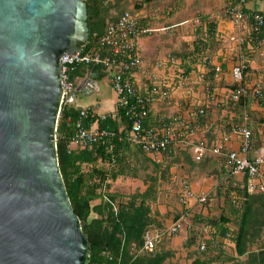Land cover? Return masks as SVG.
Listing matches in <instances>:
<instances>
[{
  "label": "trees",
  "instance_id": "1",
  "mask_svg": "<svg viewBox=\"0 0 264 264\" xmlns=\"http://www.w3.org/2000/svg\"><path fill=\"white\" fill-rule=\"evenodd\" d=\"M85 1L88 7L90 39L88 43L80 44L83 53L101 51L106 54V50L100 46V39L106 33L107 28L126 12L138 17L141 24L148 25L149 23V18L144 16L141 10L145 4L150 3L152 0H144L132 9L128 7L127 0ZM248 1L245 0V11H250L246 7ZM226 2L227 4H236L238 0ZM114 11L117 12L116 15H114ZM205 33V37L202 38L199 36L200 33L197 32L196 39L190 44L191 52L188 54L182 53L179 57L190 60L193 66L197 63L204 65L207 70L204 75L205 92L208 101L213 102L212 98L216 99L214 92L218 89L217 79L222 67L218 68L212 65L213 60L208 59L206 55L215 46H218L220 50L219 44L221 41L218 22H209ZM253 37L255 43L264 41V34L254 35ZM250 44L253 45V42ZM254 58V54L249 50L247 78H249L252 71L251 63ZM174 59H176L174 56L169 57L166 64L171 63ZM84 67L103 69L85 65L78 67L72 77L76 88L78 86L76 81L78 70ZM190 67H187L188 73L192 70ZM147 72H151L148 67ZM145 78L142 84L145 89H150L155 81L150 77ZM240 85L244 86L246 84L245 82L238 84L235 81L229 87V94L238 89ZM251 93L239 102H232L229 98L226 101L230 105L239 106L240 109L242 121H239L235 129L246 125L253 133L249 157L254 159L257 156L255 151L261 152L264 146H261V142L258 141V136L254 134V128L251 127L250 123V117L254 113L248 108V98L252 97L256 101ZM160 102L165 103V101ZM151 111L144 127L146 129L159 128V124L158 126L151 124ZM246 116L249 117V120L245 123ZM169 118L172 117H164V119ZM79 121L80 110L73 104L63 105L58 123L57 144L59 164L67 192L74 211L81 220L83 232L88 238L89 264H172V260H175L176 251L166 249V244L164 248L158 249V246L165 242L164 237L166 236L157 242L152 252L141 253L144 246V236L148 231L160 232L168 228L167 220L177 221L186 213L189 214V222L192 226L209 227L211 229L217 245L212 241H207L204 234L193 233L191 235L189 233L185 244L187 255L184 264H264V193H250L248 191V175H244L243 183L237 187L234 186L233 181L226 179L230 169L228 162L225 160L214 173H209V177L218 181L216 192L207 195L205 204L195 203L201 207H206L208 212L200 211L198 215H195L189 205L181 202L184 183L189 185L191 183L184 176H176L173 169H177V171L189 170V168L194 171L200 170L208 154L200 160L195 157L193 159L190 154L191 148L188 145L181 144L178 147L175 145L164 155L163 163L157 164L152 157L143 153L139 147L125 139L131 130L132 122L126 117L122 108L118 110L117 119H113L111 115L103 119L90 115L84 120V124L88 129H92L93 126L97 125L98 129L109 130L117 134L116 139L105 145L99 144L90 149H71V140ZM243 123L245 124L243 125ZM197 131H200L199 127ZM119 137H122L123 140L119 141ZM208 145L212 146L214 144L210 143ZM132 146L137 147L139 157L148 160L149 164L154 166V174L149 177L153 184L148 186L144 192L124 195L114 191L115 181L125 177L124 165L133 163L131 165L135 168H150L149 164L144 166L142 162H135L133 156H130L131 161L129 160L130 157L127 152L131 150ZM162 184L164 185L163 194L165 196L172 195L182 206L181 210L174 209L169 211L168 214L160 213L159 205L162 202L159 200L158 195ZM223 193L225 194L224 201H222L224 202V209L221 210L219 217H212V214H215L216 211L210 209L211 198L220 199ZM226 207L228 210H226ZM210 212L213 213L210 214ZM194 219L199 221L200 224H195ZM202 242H207V252L200 250ZM226 242L234 245V254L222 249ZM175 264L179 263L176 262Z\"/></svg>",
  "mask_w": 264,
  "mask_h": 264
},
{
  "label": "water",
  "instance_id": "2",
  "mask_svg": "<svg viewBox=\"0 0 264 264\" xmlns=\"http://www.w3.org/2000/svg\"><path fill=\"white\" fill-rule=\"evenodd\" d=\"M88 19L85 0H0V264H89L57 144L61 59L88 43Z\"/></svg>",
  "mask_w": 264,
  "mask_h": 264
},
{
  "label": "built area",
  "instance_id": "3",
  "mask_svg": "<svg viewBox=\"0 0 264 264\" xmlns=\"http://www.w3.org/2000/svg\"><path fill=\"white\" fill-rule=\"evenodd\" d=\"M231 2V0H226ZM245 0H238L236 4H227L223 10L224 17L231 22L235 30L234 35L228 37L236 50V63L232 70L233 79L238 83H244L249 69V45L254 43V35L264 34V12L245 11ZM156 29L140 23L138 17L129 12L124 13L118 20L111 24L104 36L100 39V46L106 50L83 53L80 49L73 55H64L61 59L63 105L73 104L72 92L76 89L73 74L78 67L94 66L106 70L109 74L110 83L118 97V106L125 111L126 117L132 122L130 132L125 139L139 147L141 151L157 163L161 164L164 155L171 147L178 143H184L187 137L196 132L199 126L178 114L169 119H161L159 128H145V121L149 118L151 106L160 101H169L172 93L170 86L162 85L157 74L147 72V64L139 53V40L156 33ZM160 31V30H159ZM166 33L167 29H162ZM165 62H159L157 69H163ZM147 76L155 83L150 89H145L142 81H136L135 76ZM252 92V93H251ZM252 94L259 105L264 104V82L257 81L252 88L247 85L240 87L229 94V100L239 102L242 98ZM212 100H215L213 97ZM62 111V110H61ZM204 114L203 109L198 111ZM93 114L91 108L80 110V121L76 126L71 140V149H90L96 145H105L118 136L112 131L101 129H88L84 120ZM248 119V117H246ZM242 139L239 151L224 153L225 144L209 146L204 142L194 145V154L197 160L205 155L226 156L231 177L248 175V191L250 193H264V149L259 156L250 159L249 153L252 144V131L246 126L234 130ZM119 141L123 138L119 137ZM236 185V184H235ZM181 202L191 205L190 202L205 204L207 196L195 192L192 186L184 183L182 187ZM195 231L204 234L207 241L216 244L215 238L211 237L209 227H194L189 222V214H184L168 228L160 232L148 231L144 236V246L141 253L152 252L158 241L164 236H177L183 231ZM264 236V233H263ZM224 246L222 249H225ZM202 252L208 251L207 242L200 246Z\"/></svg>",
  "mask_w": 264,
  "mask_h": 264
},
{
  "label": "crops",
  "instance_id": "4",
  "mask_svg": "<svg viewBox=\"0 0 264 264\" xmlns=\"http://www.w3.org/2000/svg\"><path fill=\"white\" fill-rule=\"evenodd\" d=\"M259 0H249L246 4V7L251 11H257V12H264V9H253L249 5L252 3H256ZM231 27L233 30L234 27ZM228 27V28H229ZM226 31H227V27ZM219 32H224L220 31ZM226 33V32H225ZM230 33H227L226 36L223 34L221 35L222 38L228 40ZM228 36V37H227ZM231 36V35H230ZM149 42H147V40ZM149 37H143L139 40V53L144 58L148 69H150L151 72L149 74H157L161 77L165 76V72H169L168 75L165 77L170 80H172V83L174 81L176 82V68L181 63L185 65L186 72L188 71L187 67L192 68L191 72L187 73L186 75H190L189 77L192 81L193 75L195 73L200 76L202 83L201 86H205L204 84V75L206 74V68L201 63H197L196 65H191L190 60H185L182 58H176V60H172L171 63L165 64V67L163 69L158 70L157 64L159 62L166 61L169 58V54L167 55L166 51H162L163 46H160L159 43H157V40H150ZM257 44V45H256ZM261 47V48H258ZM250 51L252 54H254L255 58L251 63V73L249 78H246L245 84L252 88L254 83L261 77L264 76V41L253 43L249 45ZM259 50H257V49ZM236 52L234 53V50H227L226 52L220 51L218 53V56L215 57V59L211 62L212 65L220 68L222 67L221 72L218 74V89L214 92L216 99L213 102L208 101V96L205 92H197L196 89L193 87L194 84H189L177 81L178 83L176 87H174V92L172 93L171 99L169 101L163 102H157L154 103L151 106V124L157 125L160 123L161 119H164V117H174L175 115H182L184 118L188 119L195 125L199 126L200 131H196L192 134H190L186 141L184 143H178L176 146L179 145H188L190 149L191 157L194 159V145L198 144L199 142H204L207 144H220L224 143V153L227 154L231 151H239L242 139L241 137L235 133V126L239 124V121H242L241 113L239 106H233L228 104V95L230 92V86L235 83V80L232 76V70L236 63ZM182 59V60H177ZM180 62V63H179ZM222 65V66H221ZM165 68H167L166 71H163ZM149 71V70H148ZM91 73L93 75L92 78V84L91 86L87 87V90L85 93H78L77 97L74 101L77 99L80 100H86L87 104L86 106H80L76 107L79 110L91 108L93 111L92 116L97 117L99 119H103L104 117L111 115L113 119L118 118V98L116 93L114 92L112 85L110 83L109 74L106 70L103 69H93V68H81L78 70V77L76 78L77 85L79 86L83 79ZM173 73V74H172ZM171 75V76H169ZM147 77V76H145ZM145 77L141 76H135L136 81H145ZM165 78V79H166ZM199 78V79H200ZM171 83V84H172ZM239 84V83H238ZM77 86V87H78ZM202 91V88H201ZM114 96V97H113ZM96 97V98H93ZM93 98V99H92ZM92 99V100H91ZM116 99V100H115ZM115 100V102H114ZM248 108L252 113H254L250 117V123L251 127L254 128V134H257L258 141L261 142V146H264V106L259 105L252 97L250 99L248 98ZM203 109L205 111L204 114H199L198 111ZM247 117V116H246ZM245 117L244 121L245 123L249 120ZM243 123V125L245 124ZM250 127V128H251ZM92 129H97V125L93 126ZM252 147V146H251ZM137 147L132 146L131 150L127 152V155L133 156L134 151ZM181 150V149H179ZM181 153V151H180ZM179 153V154H180ZM260 151H255V154L257 156L260 155ZM189 154V155H190ZM208 154V156L205 158L206 160L203 163V166L200 170L194 171L192 168H189V170L185 169L184 171H177V169H173L174 173H176V176H184L185 178H188L192 189L200 194L204 195H210L213 194L216 189V186L218 185V181H216L215 178L209 177V173H214L216 169L220 165L224 163L226 159V156H215ZM131 161V157L129 158ZM133 161V160H132ZM196 170V169H195ZM227 170V169H226ZM216 177V176H213ZM175 178V176H174ZM229 179L230 181H233L234 184L240 185L243 183L245 177L243 175H239L236 177H231L230 172L228 173V176H226V179ZM121 179V178H120ZM167 200L164 203H160L159 205V211L161 214H168L169 211H173L174 209L181 210L182 206L177 202L172 195L166 196ZM163 205V206H161ZM193 204L189 206L191 208ZM168 227L171 226L175 221H172L171 219L167 220ZM190 231H183L176 237L172 239L173 243L178 244L180 243V247L185 251L186 250V240L188 239ZM197 234V233H196ZM212 235V233H211ZM211 237H214L213 235ZM225 249L226 252L229 253H235L234 252V245L230 242L225 243ZM187 254L185 253V256Z\"/></svg>",
  "mask_w": 264,
  "mask_h": 264
},
{
  "label": "rangeland",
  "instance_id": "5",
  "mask_svg": "<svg viewBox=\"0 0 264 264\" xmlns=\"http://www.w3.org/2000/svg\"><path fill=\"white\" fill-rule=\"evenodd\" d=\"M144 0H127L128 7L131 9L136 5L142 3ZM227 5L226 0H152L150 3L145 4L142 7L141 13L149 18L148 25L155 28L157 31L153 35L149 36L151 38L150 40H157L160 46H163L162 51H166L167 55L169 54V57H177L180 58L179 55L182 53H190L191 52V43L196 39V33H200V37H205V31L207 29V25L209 22H218V31L222 30L224 32L220 33V50L218 49V46H215L214 48H211V51L207 53L208 59L211 58L212 60L215 59V57L218 56V53L220 51L226 52L227 50H234V53L236 52L235 47L233 43L226 40L221 37V35H225L227 33H230V35H234L237 31L235 28L232 30L231 22L227 20L223 15V10L225 9ZM253 9H264V1H257L256 3H252L249 5ZM117 12L114 11V15H116ZM233 26V25H232ZM225 27H229L226 31ZM166 28L167 32H162V29ZM202 29V30H201ZM160 30V31H159ZM226 32V33H225ZM229 35V36H230ZM228 37V36H227ZM147 42H149L148 39H146ZM214 57V58H213ZM237 59V58H236ZM176 60V59H175ZM182 60V59H177ZM180 63V62H179ZM167 68H165L163 71H166ZM188 72H186L185 65L181 63L176 68V82L172 83V80L165 77L169 74V72H165V76L161 77L158 75L160 84L168 85L170 86L171 93H173L174 87L177 86V81H181L189 84H194L193 87L196 89V91L204 92L205 86H201L202 80L200 76H198L197 73L193 75V81L189 78L190 75H186ZM173 74V73H172ZM171 76V75H169ZM166 78V79H165ZM200 78V79H199ZM257 81H263L264 82V76L258 79ZM172 83V84H171ZM203 84V83H202ZM202 88V91H201ZM114 90V89H113ZM115 92V91H114ZM116 93V92H115ZM117 95V94H116ZM215 95V94H214ZM114 97V96H113ZM96 98V97H93ZM92 98V99H93ZM118 98V97H117ZM91 99V100H92ZM116 100V99H115ZM114 100V102H115ZM87 101L86 100H80L77 99L73 102V105L75 107L80 106H86ZM135 162L140 163L142 162V165L149 164L148 160H145L141 157H139V152L136 149L134 151L133 157ZM133 163H126L123 167L125 172V177L121 178L120 180L115 181V190L118 193L129 195L134 194L137 192H144L148 186L153 184V181L149 180V177L154 174L155 168L153 165H150V168L148 169H139L135 168V166L131 165ZM137 167V166H136ZM143 182V183H142ZM161 185V184H160ZM234 186H239L238 184ZM164 192V185L162 184L161 189L159 191L158 197L159 200H161L162 203H164L167 198L163 194ZM221 198L217 199L216 197L211 198V206L210 209L213 211H216L215 214H212V217H219L221 214V210L224 209V198L225 194H221ZM193 204L192 211L196 215L199 214L200 211L208 212L206 207H201L199 204H195L194 202H190L189 204ZM163 206V205H161ZM226 210L228 208L226 207ZM213 212H210V214ZM195 224H200L199 221H195ZM197 227V226H195ZM195 233L194 231H190V234L192 235ZM173 237H164V243L160 244L158 246V249L164 248L166 244V249L174 250L176 251L175 260H172V264H175L178 262L179 264H184V260H186L185 253L187 251H184L180 247V243L178 242L173 243L171 240Z\"/></svg>",
  "mask_w": 264,
  "mask_h": 264
}]
</instances>
